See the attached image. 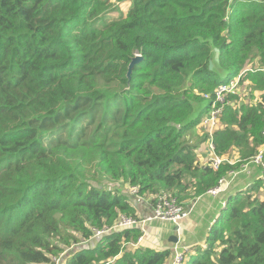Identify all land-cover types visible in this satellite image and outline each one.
Returning <instances> with one entry per match:
<instances>
[{"label": "trees", "instance_id": "trees-1", "mask_svg": "<svg viewBox=\"0 0 264 264\" xmlns=\"http://www.w3.org/2000/svg\"><path fill=\"white\" fill-rule=\"evenodd\" d=\"M240 74L252 90L228 96L213 135L240 159L214 169L197 152L209 134L188 135L204 95ZM262 146L264 0H0V264H51L74 244L63 263L170 264L172 249L137 245L140 227L114 228L139 218L123 183L193 200ZM263 180L227 198L185 264H264Z\"/></svg>", "mask_w": 264, "mask_h": 264}, {"label": "built area", "instance_id": "built-area-1", "mask_svg": "<svg viewBox=\"0 0 264 264\" xmlns=\"http://www.w3.org/2000/svg\"><path fill=\"white\" fill-rule=\"evenodd\" d=\"M242 74H240L238 78L231 80L227 84H220L214 90L213 93L205 94V97L209 99L211 102V107L208 113L202 119L200 126L204 127L205 132L209 134L208 140L210 142L209 147L212 151V155L210 159L207 160L206 164L214 169H218L220 165L226 161L230 163H234L232 160L226 159L216 154L215 146L213 143V135L216 130L222 127L221 118H222L224 106L227 103H229L228 96L230 94H234L239 91V82ZM251 162L260 168L261 173L259 175V178L264 179V146H262L259 149L258 153L255 155V157L252 158ZM248 167L249 164L245 163L241 169L230 171L227 174V176H224L220 179L219 183L215 187L210 188L206 192V194H211L212 196L220 195L227 189L231 179L235 177L239 172L247 170ZM129 191L133 196H136L138 194V186H131ZM155 198L156 200L154 203H152V212L149 216L137 218L132 215L122 214L119 217L118 221L116 222L114 228L117 230H121L123 228H129V227H140L144 233L146 232L145 226L147 222L156 218L161 220L162 219L168 220L176 225H179V223L189 214H191V212L194 209V206L186 208L184 206V202L180 201L178 196L165 191L157 193L155 195ZM110 229L111 227H106L102 230L96 229L94 234L95 239L100 238L102 235L109 232ZM143 237L144 236L142 235L139 238V241H141ZM70 248H68L64 252V255L71 250ZM59 258L61 259V257ZM185 262H186L185 252L176 250L175 258L172 260L171 264H185Z\"/></svg>", "mask_w": 264, "mask_h": 264}, {"label": "crops", "instance_id": "crops-1", "mask_svg": "<svg viewBox=\"0 0 264 264\" xmlns=\"http://www.w3.org/2000/svg\"><path fill=\"white\" fill-rule=\"evenodd\" d=\"M257 99H258V97H257ZM198 127L200 128V124ZM199 128H196V130H195L197 134H199ZM202 133L204 134V132H202ZM203 143L200 144V146H199L200 148H198V150H197V152L199 154L200 162L202 164H204L207 160H209L211 155H212V151L209 147V144H210L209 140L207 139V141H206V147L202 146ZM226 158L229 160H232L234 163L237 162L240 159L238 149H233L231 151V154L229 155V158L228 157H226ZM246 163H248L249 165L253 164L251 161L246 162ZM255 168H258V167L256 166ZM246 187L247 186H245L244 188H246ZM235 188L237 190L242 189V188H240V185L236 186ZM234 191L228 193L227 198L231 194H234ZM205 196H207V197H205ZM133 198H135V200H133V204L138 209L139 217L141 218V217L149 216L152 212V203L146 198H144L143 200L140 199L139 197H136V196H133ZM195 199L183 201L188 207L194 206V209L191 212V214H189L186 218H184L179 223V225H176V224L174 225L172 222V224L174 225L173 232L175 231V233L172 232L171 234H176L178 236L179 240L175 243H170V242L164 241L162 243H159L155 249L170 248V249H172V254L174 255L173 252H176L177 248L184 250L185 248L188 247L189 253L193 256H196L198 253V251L196 250L197 246L205 248L206 244L204 241H205V237L208 233V230L211 228V226L215 222V220L219 217V214H220L221 210L226 206L227 201H223L221 204V202L218 201L217 198L216 199L212 198L211 194H206V193H204L203 195H201ZM136 200H138L140 202L137 203ZM144 200H148L149 204L147 203V201H144ZM202 208L204 210H201ZM198 212H200V214L203 216V218L205 220H207V222H209V224H207V226L204 227L203 231L201 232L202 235H199L197 233V229L201 226V223L199 222V220H197L196 213H198ZM214 215L216 216V218H214ZM156 221L163 223V225H164V226L162 225L163 228H165L166 223H171V222H162L160 220H156ZM176 226H179L178 229ZM147 229H148L147 235H146L147 238L149 236L150 237L157 236V238H159V239L164 238L162 233L160 231H158L160 229L159 226L156 225L155 228L151 229L150 224H149L147 226ZM166 238L169 239L170 237L169 238L166 237ZM143 246H145V245H143ZM148 247H151V246H148ZM172 260L169 259L168 263L170 261L172 262ZM171 262H170V264H171Z\"/></svg>", "mask_w": 264, "mask_h": 264}, {"label": "rangeland", "instance_id": "rangeland-1", "mask_svg": "<svg viewBox=\"0 0 264 264\" xmlns=\"http://www.w3.org/2000/svg\"><path fill=\"white\" fill-rule=\"evenodd\" d=\"M251 84V83H250ZM250 84H244V85H241V86H239V91L238 92H246V91H251L252 90V85H250ZM253 94H254V96L253 97H250V98H246V97H243V95H241L242 97H241V99L239 100V104H241V103H247V102H254L255 101V99L257 98V97H259L260 96V92L258 91H253ZM204 97H205V95H204ZM206 98V97H205ZM207 99V98H206ZM204 106L205 105H207V101L206 102H204V104H203ZM197 128H199V127H197ZM202 132H205V128L204 127H202V126H200V128H199V134H196V132H193V131H190V133H189V135H188V138L189 139H191V141L194 143V142H196V143H200V139H201V137L203 136V133ZM189 141V140H188ZM206 141L207 140H205V142L204 141H202L201 143H203L202 144V146H205L206 147ZM198 148H200V147H198ZM254 165V166H253ZM256 167V165L255 164H250L249 165V167L247 168V170H244V171H241V172H239L235 177H233L232 179H231V181H230V184L228 185V187H227V189L222 193V194H220V195H218V196H212V198H217L218 199V201H220L221 202V204H222V202L223 201H227V196H228V193H230V192H233L236 188V186H239L240 185V188H243V187H245V186H250V184L252 183V181L253 180H255V179H259V175H260V173H261V170L259 169V167L258 168H255ZM264 181V180H263ZM124 185L122 186V189H125L124 191L125 192H128V193H130V188H131V185H129L128 183H123ZM247 188V187H246ZM246 188H243V189H246ZM237 191V189L234 191V192H236ZM259 198H264V184L262 185V187L260 188V190L259 191H256V192H254ZM130 195L131 196H133L131 193H130ZM205 197H207V196H205ZM209 197V196H208ZM140 198V197H139ZM140 199H142V198H140ZM132 200H135V198H132ZM143 200V199H142ZM196 200V199H195ZM137 201V203L138 202H140V201H138V200H136ZM144 201H147V203H148V200H144ZM149 204V203H148ZM201 210H204L203 208L201 209ZM196 215H197V220H199V222L201 223V226L197 229V233L199 234V235H202L201 234V232L203 231V229H204V227H206L207 226V224H209V222H207V220H205L204 218H203V216L200 214V212H198V213H196ZM214 218H216V216L214 215ZM156 220H160V221H162V222H171V221H168V220H161V219H153V220H151V221H148L147 222V224H146V226H145V229H146V232H144L143 233V239L141 240V241H139L138 242V244L137 245H141V246H143V245H145V246H151V247H153V248H156V246H158V244L159 243H162V242H164V241H167V242H170V243H173L172 241H170L169 239H167L166 237H170L172 234V232H173V229H174V225L172 224V222L171 223H166L165 224V228H163L162 227V225H163V223H160V222H157ZM150 224V227H151V229L152 228H155L156 227V225L157 226H159V230L158 231H160L161 233H162V235L164 236V238H162V239H159V238H157V236H154V237H146V235H147V226ZM164 226V225H163ZM173 233H175V231L173 232ZM99 236V235H98ZM94 242H95V237L94 238H92V239H90V240H83V241H80V243H78V244H76V246H82V245H87V244H94ZM136 245V246H137ZM74 246H75V244L70 248V249H73L74 248ZM125 246H126V249H128V248H130L131 246H133V244L132 243H129V244H125ZM69 249V250H70ZM186 249V250H185ZM184 250H181L180 248H177V250H180V251H183V252H186V251H188V247L187 248H185ZM159 250H163L162 248H160ZM66 251V250H65ZM65 251H63L61 254H59V255H57V256H52V263L51 264H65V263H63L64 261H65V256L66 255H64V252ZM174 253V255L173 254H171V256H170V260H172L173 258H175V254H176V252H173ZM59 257H61V259H62V261H61V259L59 258Z\"/></svg>", "mask_w": 264, "mask_h": 264}, {"label": "water", "instance_id": "water-1", "mask_svg": "<svg viewBox=\"0 0 264 264\" xmlns=\"http://www.w3.org/2000/svg\"><path fill=\"white\" fill-rule=\"evenodd\" d=\"M216 58L219 59V49L216 48ZM142 59V55L138 54L136 56L133 57V59L131 60L130 64H129V69H128V77L131 78L132 72H133V68L135 67V65ZM214 66V62L211 61L210 63V68H213ZM177 229L179 226H176ZM170 241H172L173 243L177 242L179 240L178 236L176 234H172L169 238Z\"/></svg>", "mask_w": 264, "mask_h": 264}]
</instances>
